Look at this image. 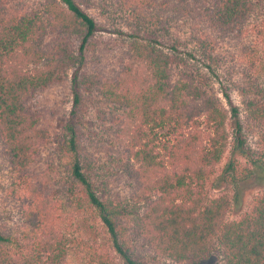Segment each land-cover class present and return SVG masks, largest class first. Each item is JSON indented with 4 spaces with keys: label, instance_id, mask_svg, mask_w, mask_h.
I'll return each mask as SVG.
<instances>
[{
    "label": "trees",
    "instance_id": "obj_1",
    "mask_svg": "<svg viewBox=\"0 0 264 264\" xmlns=\"http://www.w3.org/2000/svg\"><path fill=\"white\" fill-rule=\"evenodd\" d=\"M138 1L143 5V35L140 28L133 35L131 54L133 63L143 65L139 89L128 86L124 77L107 80L84 69L98 25L78 0H48L52 18L48 23L36 14L0 11V140L5 154L17 169L28 170L40 146L51 140L50 131L41 125L42 112L35 98L72 75L73 108L62 126L58 146L67 160L71 187L99 212L125 264H201L217 248L223 250L225 264H264V194L242 217L226 218L250 184H264V154L251 153L240 108L230 92L223 90L224 103L212 91L209 74L192 63L199 45L192 47V41L182 36L160 39L171 36L170 27L162 25L168 32L165 35L154 31L153 24L158 21L146 12L157 4L164 8L172 4L178 23L197 16L235 29L250 18L259 0ZM52 31L58 34L46 43V35ZM197 38L207 56L202 62L207 63L209 43ZM177 68L180 73L175 76ZM93 89L121 106L130 121L119 131L127 138L126 168L141 185L135 191V203L106 191L98 179L96 162L82 147L81 105L85 93ZM243 91L250 115L264 125V88L255 85ZM229 120L235 130L234 157L219 179L233 193L224 191L209 198L206 183L228 150ZM41 186L43 189H34L39 202L30 206L28 214L33 238L39 236L32 254L20 261L14 259L6 248L10 237L0 227V264L64 263L68 240L48 226V183ZM141 208L143 215L136 219ZM131 229L143 237V253L135 252L137 239L131 237ZM149 246L155 250L152 259L144 253ZM157 253L172 263L157 261Z\"/></svg>",
    "mask_w": 264,
    "mask_h": 264
},
{
    "label": "rangeland",
    "instance_id": "obj_2",
    "mask_svg": "<svg viewBox=\"0 0 264 264\" xmlns=\"http://www.w3.org/2000/svg\"><path fill=\"white\" fill-rule=\"evenodd\" d=\"M78 1L98 25L92 48L87 51L84 69L107 80L124 77L128 86H136V89H139L143 86V65L133 63L131 40L139 28L143 35L141 2ZM47 2L48 0H0V11L36 14L48 23L52 18ZM259 4L245 24L235 29L223 28L214 20L198 19L197 16H190L189 20L178 23L176 18L174 19L178 12L173 9L172 4L166 8L157 4L146 11L154 15L155 22L158 21L153 24L154 31H161L165 35L168 32L162 25L170 27L171 36L160 39L168 40L173 36H182L192 41V47L199 45L194 49L196 56L191 60L192 63L209 74L212 91L224 103L226 100L223 90L230 92L233 102L240 108L246 143L255 156L264 154V125L250 115L243 89L250 90L255 85L264 88V0H259ZM145 28L151 30L146 24ZM57 34L58 32H49L46 35V43L53 40ZM199 36L209 43L207 50L210 53L206 61L214 72L209 71L206 62H202L207 56L203 55L204 45L199 42ZM46 61L47 59L42 64ZM29 66L32 67L33 64ZM130 66L132 69L125 72ZM179 73L180 68H177L175 76ZM71 76L69 75L64 83L49 87L35 98L36 107L42 112L41 125L48 128L51 140L40 146V153L36 155L28 170L22 171L13 166L0 140V227L10 237L6 248L18 261L32 254L34 241L39 236L33 238V228L28 220L29 208L39 202L34 189H43L41 185L48 183L45 189L48 226L68 240V255L63 264H125L114 248L110 233L105 228L99 212L87 202L82 193L71 187L67 160L58 146L62 126L70 118L73 108ZM80 112L82 147L92 162L97 164L100 184L116 197L135 203V191L141 185L131 170L126 168L127 138L119 129L122 125L128 126L130 121L124 117L123 108L110 101L100 90L93 89L85 93ZM75 121L79 123L78 117ZM227 129L230 134L228 150L206 183L209 198L217 197L224 191L233 193L232 189L224 186L219 179L226 165L234 157L232 148L235 130L231 120L227 123ZM123 158L124 160H121ZM237 159L246 164L243 157L237 156ZM262 194L264 184H250L244 191L240 204L234 203L226 218L233 220L242 217L252 209L256 198ZM135 215L138 216L136 219H139L143 215V208ZM134 224L133 219L130 225L133 227ZM129 232L133 239H137V243H134L135 252L143 253V237L135 234V229ZM144 253L147 259H152L155 250L153 246H149ZM156 255L157 261L172 263L166 256L159 253ZM201 264H225L223 250L215 249L213 255Z\"/></svg>",
    "mask_w": 264,
    "mask_h": 264
}]
</instances>
